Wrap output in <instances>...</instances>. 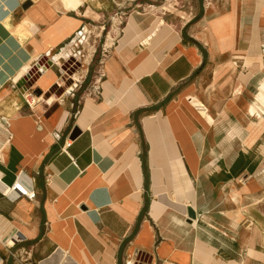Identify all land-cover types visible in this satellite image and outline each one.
Masks as SVG:
<instances>
[{
	"label": "crops",
	"instance_id": "0c3cea01",
	"mask_svg": "<svg viewBox=\"0 0 264 264\" xmlns=\"http://www.w3.org/2000/svg\"><path fill=\"white\" fill-rule=\"evenodd\" d=\"M203 1L131 12L97 77L106 2L0 0V264H264V0Z\"/></svg>",
	"mask_w": 264,
	"mask_h": 264
},
{
	"label": "rangeland",
	"instance_id": "374dc122",
	"mask_svg": "<svg viewBox=\"0 0 264 264\" xmlns=\"http://www.w3.org/2000/svg\"><path fill=\"white\" fill-rule=\"evenodd\" d=\"M108 6H105L106 10L101 7L100 16L92 23V30L86 38L83 45H79L76 50V55H79L81 62L85 65L84 60L87 62V66L90 69L91 75L100 76L102 73L105 61L110 56L113 49V42L122 28L127 16L134 11L138 12H151L158 11L159 14H165L170 20H179L182 18L190 19L193 21L199 20L203 15V0H103ZM169 8V10L165 8ZM170 11L175 13H170ZM179 14H178V13ZM189 14L187 16V14ZM90 18H94L95 14L91 11ZM181 19H180V18ZM76 59V58H75ZM78 59V58H77ZM79 59V60H80ZM76 63V62H75ZM80 64V63H79ZM80 64V67L83 66ZM41 71V70H40ZM95 72V74H94ZM97 77L94 79V83L97 82ZM86 81V80H85ZM33 82V81H32ZM90 82L86 81L80 88V91L86 90ZM55 97L48 100L49 103L55 102ZM47 101V100H46ZM264 210V209H263ZM25 239L20 238L19 244L24 243ZM14 255V253H11Z\"/></svg>",
	"mask_w": 264,
	"mask_h": 264
},
{
	"label": "built area",
	"instance_id": "2783aa9c",
	"mask_svg": "<svg viewBox=\"0 0 264 264\" xmlns=\"http://www.w3.org/2000/svg\"><path fill=\"white\" fill-rule=\"evenodd\" d=\"M44 70V69H40ZM98 96H100V93H97ZM34 95L33 92L28 91L25 94V100L30 109H33L35 107V103L33 101ZM201 108V111L205 112L204 109ZM11 140V132L10 127L6 124L4 121V118L0 116V163L4 162V153L6 151V148L8 147ZM72 145V141L68 140L65 143V150L68 149ZM1 179H0V185H1ZM19 190V191H18ZM3 195L7 198L11 199H18L19 197H26L30 201H34L37 198V193L34 190L29 189L22 181V176L18 177L12 187H4ZM18 236V237H16ZM14 236L11 241L14 242L13 246L7 245L8 248H13L15 246V243L20 242V238H22L20 235ZM9 243V242H8Z\"/></svg>",
	"mask_w": 264,
	"mask_h": 264
},
{
	"label": "water",
	"instance_id": "95a60500",
	"mask_svg": "<svg viewBox=\"0 0 264 264\" xmlns=\"http://www.w3.org/2000/svg\"><path fill=\"white\" fill-rule=\"evenodd\" d=\"M29 5H30V3L26 4L24 8H27V6H29ZM41 94H42L41 91L37 92V95L40 96ZM79 135H80V131L77 128H75L73 130V132H72L71 138L72 139H76ZM188 212H189V218H191V219H195L196 218V213H195V211L192 208H189Z\"/></svg>",
	"mask_w": 264,
	"mask_h": 264
},
{
	"label": "bare ground",
	"instance_id": "6f19581e",
	"mask_svg": "<svg viewBox=\"0 0 264 264\" xmlns=\"http://www.w3.org/2000/svg\"><path fill=\"white\" fill-rule=\"evenodd\" d=\"M41 73L43 72L42 70L40 71ZM52 73V72H51ZM50 73V74H51ZM49 75V74H48ZM49 78V77H48ZM52 80V79H51ZM39 84V83H38ZM39 86V85H38ZM37 88V87H36ZM34 103H35V107L39 106L40 104L42 103H45L46 100H44V98H38V97H34L33 99ZM204 115L206 116V114L204 113ZM210 119V118H209ZM18 235V234H17ZM16 236V235H15ZM18 237V236H16ZM11 241L10 239L8 240V242ZM13 242V241H12ZM7 243V242H6ZM7 245H11L10 242L7 243ZM13 245H14V242H13ZM138 259V258H137ZM134 263V262H133Z\"/></svg>",
	"mask_w": 264,
	"mask_h": 264
}]
</instances>
